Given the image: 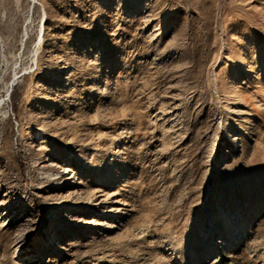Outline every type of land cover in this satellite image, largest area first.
I'll use <instances>...</instances> for the list:
<instances>
[{
	"label": "rangeland",
	"instance_id": "1",
	"mask_svg": "<svg viewBox=\"0 0 264 264\" xmlns=\"http://www.w3.org/2000/svg\"><path fill=\"white\" fill-rule=\"evenodd\" d=\"M0 264H264V0H0Z\"/></svg>",
	"mask_w": 264,
	"mask_h": 264
}]
</instances>
